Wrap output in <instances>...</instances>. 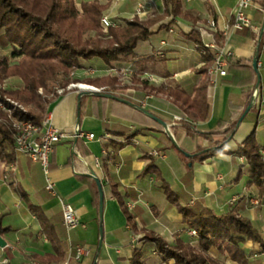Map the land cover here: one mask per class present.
Masks as SVG:
<instances>
[{
    "label": "crops",
    "instance_id": "obj_1",
    "mask_svg": "<svg viewBox=\"0 0 264 264\" xmlns=\"http://www.w3.org/2000/svg\"><path fill=\"white\" fill-rule=\"evenodd\" d=\"M138 5L143 18L163 11L162 0H119L106 12L123 25ZM235 6L236 0H180V11L186 15L174 16L169 12L156 20L149 27L150 36L134 46L130 60L104 62L96 56L78 59L80 69L88 66L103 71L105 65L134 63L149 57L138 74L149 73L165 87L191 94L199 80L207 79L205 72L198 71L204 63L201 53L187 37L191 29L198 32L197 27H205L213 19L216 30L205 38L223 44L233 53L229 60L232 66L228 65L226 74L213 75V83L207 82L208 111L203 120L190 119L164 93L157 91L149 94L144 105L137 106L155 114L162 122L98 92L81 91L80 99L75 91L55 97L44 116H49L53 126L69 133L54 145L49 156L47 177L55 194L44 188L46 176L39 163L16 153L13 146L12 160L0 158V227L3 228L0 236L6 242L0 246V257H7L9 264H128L131 249L137 244L144 251L146 264H174L173 260L162 261L153 254L154 247L144 240L143 231H153L169 242L193 243L195 237L188 233L177 206L165 197L161 181L153 173H143L149 162L157 166L162 180L177 195L181 206L198 205L221 214L229 210L228 201L235 199L232 207L250 220L264 241V199L258 205L250 203V193L256 187L250 183L247 171L239 170L242 161L237 153L242 140L253 132L264 156V0H253L246 10L257 32L247 28L232 31L222 41L220 31L231 23ZM198 35L200 40L204 38L200 32ZM160 40L164 44H159ZM254 58L256 71L252 67ZM13 81L16 87H21L18 78L14 77ZM160 83H148V86L162 88ZM104 87L107 86H100ZM254 87L258 90L257 97L249 95ZM110 89L113 94L121 91L117 86ZM126 90H135L138 96L145 93L136 86ZM174 114L186 116L195 133L186 134L182 123L169 126ZM233 122L236 125L223 152L202 161L187 162L182 151L190 155L199 147L211 146ZM75 130L93 133L94 137H75ZM196 131L217 134L206 138ZM104 134L109 137L107 141L101 139ZM109 141L124 144L114 149ZM152 150L158 156L151 155ZM95 157L100 159L98 166L94 164ZM91 171L99 179L103 193L101 218L96 206L95 183L89 176ZM61 200L72 205L83 226L69 230L64 227ZM29 205L42 212L44 225ZM76 244L88 248V253L79 260L73 258ZM241 249L249 254L252 264L264 263L259 243L247 240ZM210 254L226 264H236L214 248Z\"/></svg>",
    "mask_w": 264,
    "mask_h": 264
},
{
    "label": "trees",
    "instance_id": "obj_2",
    "mask_svg": "<svg viewBox=\"0 0 264 264\" xmlns=\"http://www.w3.org/2000/svg\"><path fill=\"white\" fill-rule=\"evenodd\" d=\"M162 4V14H155L146 21L140 22L134 17L124 21L123 25L109 27V39L84 40L82 34L87 29L98 28L102 6L95 1L82 3L79 13L72 0H0V47L10 46L11 48L9 56L0 55V80L9 75H18L23 80L24 86L9 94L33 110L27 111L24 117L23 114H19L20 117L39 124L51 99L39 95L38 88L41 87L47 93H51L47 90L49 82L54 80L59 71L65 72L72 66L80 67L79 58L96 56L104 62L130 60L134 46L139 40L150 36L149 27L156 20L169 12L174 16L186 15L180 11V0H162ZM187 37L194 41L204 60L198 71L205 72L212 63L213 52L203 47L198 32L194 29L189 31ZM8 57L19 58V61L17 64L10 65ZM147 59L149 57L140 58L134 62V65L137 66L136 73L143 70L142 63ZM231 66L232 64L229 65V67ZM141 83L146 90L164 93L190 119L203 120L206 118L208 105L205 95V80H199L191 94H186L175 87L151 88L144 80ZM249 92L251 95L252 88ZM182 124H184L186 134L195 133L190 122L185 120ZM235 125L236 122H233L225 127L221 131L223 137L211 146L199 147L195 153L186 156L187 162L194 159L202 161L207 156L223 152V146L231 137ZM196 132L206 138L217 134L215 132ZM12 134L10 125L0 122V158L6 161L13 159ZM109 143L114 149L124 144L111 141ZM260 149L261 146L256 142L254 134L251 132L242 140L237 153L239 152L247 160L246 171L250 183H254L258 188L261 201L264 199V160H262ZM182 153L185 155L184 151ZM148 172L153 173L156 180L161 181L165 197L177 206L185 226L195 231V242L176 240L175 243L170 244L153 231L144 230V240L153 245L162 261L172 259L174 264H225L210 254V249L214 248L220 255L236 264H252L253 261L249 254L241 249V245L247 240L259 243L260 250L264 252V241L249 219L235 210L216 214L212 210L201 208L198 205L181 206L178 203L177 195L162 180L159 169L153 162H149L143 171V173ZM94 183L95 195H97L96 206H98V190L95 181ZM20 194L23 196L21 192ZM121 204L126 211L123 203ZM29 209L44 225L45 218L42 212L33 205H29ZM2 231L3 228L0 227V232ZM143 254V249L132 248L128 264H146Z\"/></svg>",
    "mask_w": 264,
    "mask_h": 264
},
{
    "label": "built area",
    "instance_id": "obj_3",
    "mask_svg": "<svg viewBox=\"0 0 264 264\" xmlns=\"http://www.w3.org/2000/svg\"><path fill=\"white\" fill-rule=\"evenodd\" d=\"M117 1V0H113ZM253 0H236V6L233 10V19L231 23L227 24L221 31L222 41L227 37V35L232 31H239L242 29H250L254 32H257V28L252 24L251 20L246 14V10L252 5ZM137 12H141V6L138 5L136 9ZM100 27L102 30H107L108 27L119 25L117 22L113 21L111 17L107 15H102L99 19ZM216 30V23L213 19H209L207 21V29H200L201 36L204 38L201 39V43L203 47L212 50L213 52V60L210 66L205 71L207 80L209 83H213V75H225L227 72V68L229 65V60L232 58V51L226 49L223 44H219L214 40H208L205 38V35H212V31ZM169 31H172L171 29ZM221 41V42H222ZM220 42V43H221ZM159 44H164L163 40L159 41ZM150 48H156L153 45H149ZM157 49V48H156ZM91 68V67H89ZM109 68V69H107ZM105 70L110 71H122L127 73L136 72L134 65L128 63L126 65H119L115 67H107ZM82 70L86 69L85 67L81 68ZM88 69V68H87ZM94 69L95 68H91ZM142 76H147L148 78L155 79V77L149 73H142ZM80 88H88L93 89L91 86L89 87H81ZM251 95L254 97L258 96V90L256 87L252 88ZM149 98L146 95L141 100V105H144L146 99ZM182 117L180 115H172L171 121L169 125H174L180 121ZM12 137H13V150L16 153L24 154L30 158L33 162L39 163L41 166L42 172L46 176V182L44 188L51 194H55V190L53 187V183L47 177L49 170V156L53 151L54 145L61 141L62 139L69 136V133L59 129L52 125L49 116H44L39 124H36L28 119H18L17 117H12ZM73 136L75 137H85L91 139L94 137L93 133L84 132L81 130H75ZM108 135L104 134L101 136V139L107 141ZM106 154L105 151H103ZM153 156H158L157 151L152 150L150 152ZM94 164L98 166L100 164L99 158H94ZM129 206V205H128ZM61 207V215H62V223L64 227L69 230L76 228L77 226H83L80 222L79 216L76 211L72 207V205L65 201H60ZM194 234V231H191ZM88 253V248L82 244H76L73 247V258L75 260H79L82 256ZM0 264H9V260L7 257H0ZM37 264V263H32Z\"/></svg>",
    "mask_w": 264,
    "mask_h": 264
},
{
    "label": "rangeland",
    "instance_id": "obj_4",
    "mask_svg": "<svg viewBox=\"0 0 264 264\" xmlns=\"http://www.w3.org/2000/svg\"><path fill=\"white\" fill-rule=\"evenodd\" d=\"M72 1H73L75 9L79 13L81 12L82 3L86 2V1H95L98 5L102 6V11H101L100 17L102 15H107L110 17V14L107 13L106 10L111 5H115L119 0H117V1H113V0H72ZM143 16H144L143 12L135 11L131 16H129L128 18H125L124 21L130 20L134 17H136L138 19V21H140V22H143V21H146L147 19H149V18H143ZM100 17H99V19H100ZM99 19H98V28L97 29H93V28L87 29L82 34V39L87 40V39L101 38V39L106 40V39L110 38L109 33H108L109 27L107 28L106 31L102 30V28L100 27ZM200 29H207V25L205 27H201V26L197 27L198 32H200ZM102 41H104V40H102ZM139 41H141V40H139ZM10 51H11L10 46L0 47V55L9 56ZM18 61H19V58L8 57V64H10V65L17 64ZM131 64L134 65L133 62H131ZM119 65H126V64L117 62V63L112 64V65H105V67L106 68L107 67L112 68V67L119 66ZM84 67L86 68L84 70L80 69L79 67L72 66L68 70H66L65 72L59 71L55 75L54 80L49 82L47 90H49L51 93H47L46 90L39 87L37 90L38 94L41 95L42 97H46L47 99L48 98L51 99L50 100V102H51L55 97L62 95V94L69 92V91H75L78 94L81 93V91H89V92H93V93L98 92V93L111 94L115 97H119V98L125 99L127 101H130L136 105H141V100L144 98V96H146V95L149 96V94L152 93V91L146 90L142 87L143 85H142L141 81L144 80L147 82V84L148 83H154V84L160 83V81L156 78L151 79V78H148L147 76H141V74H138L136 72L127 73V72H122L120 70H118V71H114V70L107 71V70H105L106 69L105 67H104L103 71H101V69L95 68V70H94V69L89 68L88 66H84ZM107 69H109V68H107ZM14 77L18 78L20 80L21 87L15 86L16 85L15 81H13ZM94 80H96V81H94ZM206 80L207 79H205V81ZM207 82H209V81H206V85H208ZM79 84L89 85L93 89L80 88L78 86ZM160 84H161V87L163 89H167V87H165L164 84H162V83H160ZM23 86H24V82L18 75H9V76L3 77L0 80V113H1L0 122L9 124L11 129H12V121H13L12 117L18 118L22 114L24 117L25 116L24 114L27 111H33L26 104L22 103L20 100H18L13 95L9 94L10 92H15V91H18L19 89H22ZM100 86H107V87H104L102 89V88H100ZM116 86H117V88L121 89V91L114 92V94H113L110 91L111 90L110 88L111 87L115 88ZM131 86H136L138 89L144 91L145 93L138 96L137 91H135V90H129V92H128L126 89L131 87ZM119 94H120V96H119ZM48 104H47V106H48ZM47 106H46V108H47ZM45 113H46V109L43 112V117H44ZM176 115H179V114H176ZM181 117H182V119L180 121H178V123H182L183 121H185L187 119L186 116H181ZM18 119L25 120V118H21V117ZM260 153H261V149H260ZM261 155H262V153H261ZM238 156L240 157V159L242 161V163L239 166V170L244 171L247 168V160L239 152H238ZM262 160H264V156H262ZM255 187H256V185H255ZM250 194H251L250 199H249L250 203L253 205H258L260 203V199H259L260 196L258 195V188L256 187V190L252 191ZM234 202H235V199H230L228 201V204L230 206L228 211H231V210L236 211V209L234 207H232L234 205ZM191 231H192V229H189L188 233L190 235L194 236L195 231L193 230L194 234H192ZM165 241L170 243V244H173V243H175L176 240L174 242H169L167 240H165ZM136 245L134 246V248L140 249V247H137ZM153 254H157V253L154 251ZM169 260H172V259H169ZM220 260L223 261L222 259H220Z\"/></svg>",
    "mask_w": 264,
    "mask_h": 264
},
{
    "label": "water",
    "instance_id": "obj_5",
    "mask_svg": "<svg viewBox=\"0 0 264 264\" xmlns=\"http://www.w3.org/2000/svg\"><path fill=\"white\" fill-rule=\"evenodd\" d=\"M252 67L254 69V71H256V58H254L252 60ZM258 82H259V77L257 75V80H256V85H258ZM103 96H106L108 98H113V99H117L125 104H128L132 107H135L137 110L141 111L142 113H144L145 115H147L148 117L152 118L153 120H156V121H159V122H162L161 119L159 117H157L155 114L147 111L146 109L140 107V106H137L136 104L130 102V101H127L125 99H122V98H119V97H115L111 94H106V93H99ZM82 95V92L78 94V99H80ZM249 107V106H248ZM241 118V117H240ZM186 156H189V154L185 153ZM89 176L91 178H93V180L96 182V185H97V190H98V212H99V217L101 218V214H102V205H103V193H102V189H101V184H100V181L99 179L94 175V173L91 171L89 172ZM99 233H100V240L99 242H101V237H102V232H101V227H99ZM6 242L5 240L0 236V246L3 247L5 246Z\"/></svg>",
    "mask_w": 264,
    "mask_h": 264
},
{
    "label": "bare ground",
    "instance_id": "obj_6",
    "mask_svg": "<svg viewBox=\"0 0 264 264\" xmlns=\"http://www.w3.org/2000/svg\"><path fill=\"white\" fill-rule=\"evenodd\" d=\"M81 87H89V86H87V85H80Z\"/></svg>",
    "mask_w": 264,
    "mask_h": 264
}]
</instances>
